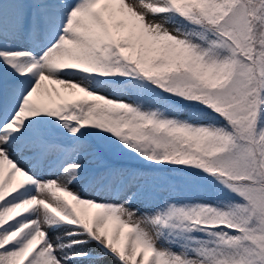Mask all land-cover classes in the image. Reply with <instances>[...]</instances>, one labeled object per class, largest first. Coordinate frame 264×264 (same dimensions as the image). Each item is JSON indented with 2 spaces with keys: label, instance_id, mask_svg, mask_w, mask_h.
Returning a JSON list of instances; mask_svg holds the SVG:
<instances>
[{
  "label": "snow or ice",
  "instance_id": "snow-or-ice-1",
  "mask_svg": "<svg viewBox=\"0 0 264 264\" xmlns=\"http://www.w3.org/2000/svg\"><path fill=\"white\" fill-rule=\"evenodd\" d=\"M0 264H264V0H0Z\"/></svg>",
  "mask_w": 264,
  "mask_h": 264
}]
</instances>
